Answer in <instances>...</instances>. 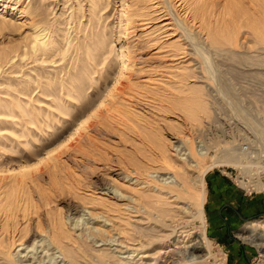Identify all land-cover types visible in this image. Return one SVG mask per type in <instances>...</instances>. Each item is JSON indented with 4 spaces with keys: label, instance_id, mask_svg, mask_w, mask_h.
I'll return each mask as SVG.
<instances>
[{
    "label": "rangeland",
    "instance_id": "rangeland-1",
    "mask_svg": "<svg viewBox=\"0 0 264 264\" xmlns=\"http://www.w3.org/2000/svg\"><path fill=\"white\" fill-rule=\"evenodd\" d=\"M35 28L50 32L46 63L33 61ZM263 47L264 0H0V264H59L36 224L64 220L70 244L104 251L111 264L146 249L144 233L160 247L145 259L177 264L183 229L204 249L191 259L208 249L198 264H264L250 238L261 230L249 229L264 224V190L241 183L264 167ZM122 52L132 70L114 89ZM228 139L255 157L212 166ZM202 144L206 157L195 151ZM180 173L178 187L160 180ZM210 177L233 194L218 198ZM225 202L242 218L218 227Z\"/></svg>",
    "mask_w": 264,
    "mask_h": 264
},
{
    "label": "bare ground",
    "instance_id": "bare-ground-1",
    "mask_svg": "<svg viewBox=\"0 0 264 264\" xmlns=\"http://www.w3.org/2000/svg\"><path fill=\"white\" fill-rule=\"evenodd\" d=\"M225 1H228V0H225ZM229 1L231 2V0H229ZM235 1H237V0H235ZM227 3H229V2H227ZM205 7H206V5H205ZM203 12H204V7H202V6L196 7L194 9V15L195 14L196 15L197 14L199 15V14H202ZM194 15H193V17H194ZM32 35H33V37H32V40H31V48L34 50V55H35V58L33 59V61H36L37 62V60H40L41 63H46L47 59H49L48 58L49 55H51L52 50H53L52 49V45H51L52 39H51V36H50V32L47 29L40 30L39 28H35V30L33 31V34ZM262 50L264 51V47L262 48ZM43 56H45V57H43ZM203 59H204V62L205 63H208V58L207 57L204 56ZM52 60L53 59H50L49 62H51ZM131 70H132V65H131L130 57L128 56V54L122 52L121 57H120L119 71H118L119 77H118V81L115 84L116 87L114 89L117 88V85H122V86L124 85L123 81L125 79H127V73L129 71H131ZM112 91H114V90H111V92ZM110 95L111 94L109 93L108 98H110L109 97ZM106 103H107V98L104 99L103 101H101L100 104L92 112H90L89 115L85 119L81 120V122L79 123L78 127H76L75 131H78L79 128L85 129L86 124H88L87 122L88 121L91 122V119L90 118L91 117H96V115H97V113L99 111L98 108L104 106ZM107 112H111V108L108 109ZM260 130H262V129H260ZM74 132H73V134H75ZM68 138L71 139L70 136ZM209 139H212V137H210ZM233 142H234V139H231V140L228 139L227 141L224 142L225 145H223L221 147L222 149L220 148L221 149L220 150V153L223 156H225V160L215 159L214 162H213V164H212V166L215 165V164H218V163H221V164H218V165H222L223 164V161H224V163L227 162V163H231L233 165H240L241 166L242 156L244 157V156L247 155L246 157L249 158V159L252 158V157H254V155L252 154L253 151L252 150L249 151V147L247 146L248 144L247 145L245 144L244 147H242L241 151H245L242 154L241 152L236 151V150H238L240 148H236V146H234L232 144ZM200 146L202 148L203 144L200 145ZM208 148H209L208 145L203 146V150L204 149L205 150L204 151H202V149L201 150L199 149L198 151L195 150L196 151V154L199 155L200 157H206L208 155L207 154ZM180 151H181V149L179 150V152ZM191 152H192V148H190V153ZM49 154H50V152H47V154H45V158H46V155H49ZM183 160L185 162H187L186 161V158H183ZM190 165L193 166V167H197L198 166V164L196 162L194 164L191 163ZM20 168L22 170H19ZM20 168L18 170L20 172H23V170H24L23 167H20ZM182 168H183V166H182ZM24 174H22V175H24ZM173 176H174L175 179H177V181L176 180L174 181V179H172L169 176L168 177H165V178L162 177L160 180L163 181V184L164 185L165 184H168V183H171V182L173 183V185H175V186H173V185L172 186H169L170 187L169 189H171V187H178V186H180V185H182L184 183V181H183L184 180L183 173H180V175H173ZM170 178H171V180L170 181H167ZM178 179L179 180H182L183 183L181 181H179ZM198 181L200 182L201 185L204 186V181L202 179V176L199 177V180ZM252 185L255 188L262 187V186H264V182H260L258 179H256V180H254V182H253ZM156 193H157V195H161V194H164L165 192L163 191V188L162 187H158ZM204 195H205V192H204V194L201 197L202 202L204 201ZM129 198L132 201L134 200L132 197H129ZM184 209H187V207H184ZM162 213H163V210L158 208L157 209V216L160 217V214H162ZM201 215H202V211H201ZM79 219H80V217H77L76 218V221L74 223V226H78V224H79L78 223V220ZM202 219H203V216H202ZM46 224L41 225L39 222H38V224H36L37 229L39 230L38 232L41 235V239L39 241H41V244H43L45 242V240H46V236H48L50 238L51 243L52 244H55V247L58 249L59 254L62 255V258L60 260H58V263L59 264H65L66 262H68L70 264H81L82 263V262L80 263L81 260H88L92 264H111L110 263L111 262V257L109 256L108 253H106L104 251H100L99 250V251H96L97 254H93V253H91V251H94L95 252V248H93V246L86 245L87 243L84 244L83 242H80V241L76 240L75 238H74L75 243L70 244L69 243L70 239H69V241H67L69 237H68V235H67V233H66V231L64 229L65 228V225H66L65 220L64 221H58V222L51 221L50 222V225H46ZM249 229L251 231H256L257 229L261 230V232L254 233L250 238H251V243L252 244H254L257 247H259V248H261V249L264 250V224L262 222H260L259 220L251 221L249 223ZM42 234H43V237H42ZM180 234L181 235L184 234L183 238L187 237V239H185V241H182L184 249L183 250H180V253H181V256L180 257L181 258L177 262V264H198V263H200L202 261H205L206 258H204V255H207L208 254V249H207V253L205 252V254L196 255V256H194V258L191 259L190 256L193 257V254L195 252H197L198 250H203L204 251V249L202 248L203 246L200 245V244L198 245V242H197V239L196 238H195L196 241H195L194 238L193 239L190 238V235L191 234L189 233L188 230H184V229L183 230H180ZM91 235H93V233ZM87 236L88 237H86V238H89L90 234L88 233ZM143 236L144 237H148L147 242H145L147 244L146 247L148 249L146 248L147 250L146 249L139 250L136 255L129 254L128 255V260L121 261V262H117V263H124V264H151V260L152 259L151 260L150 259H145V257H147L149 255V253H151L152 256H155L156 254H158V252L160 250V247H159V245L156 242H154L153 236H151L150 234L148 235V234H145L144 233ZM35 240H36V238H33L32 243L30 245L26 246V248L34 249V247H35V243H34ZM93 242L95 243L96 241L93 240ZM13 243H14V241H13ZM45 245H47V247H48L49 244H45ZM47 247L44 246V248H47ZM131 252H135V251L133 250ZM0 254H3V253L0 252ZM53 255H54V253H53ZM53 255H51V257H49V262L56 261L57 260V258H54L55 256H53ZM136 256H139V257H137V259L134 260V258ZM12 261H14V259ZM24 261H28V259H26ZM39 261H43V260L42 259H39ZM154 261H156V259H154ZM14 263H16V262H14Z\"/></svg>",
    "mask_w": 264,
    "mask_h": 264
},
{
    "label": "crops",
    "instance_id": "crops-1",
    "mask_svg": "<svg viewBox=\"0 0 264 264\" xmlns=\"http://www.w3.org/2000/svg\"><path fill=\"white\" fill-rule=\"evenodd\" d=\"M209 182H211V184L215 187V188H219L217 190V192H214L216 196L221 197V198H227L229 196H231L233 194V190L231 188V186H229L227 183H225V180L220 178L219 180L215 177H210L209 179ZM241 191V190H240ZM242 193V191H241ZM237 196V194H234V196ZM240 196V195H239ZM252 198H259L258 196H253ZM252 201H254V199H252ZM258 203V202H256ZM238 206L235 205L234 203H229V202H225L223 203L222 205H220L218 209V213H220V216H217V217H214L212 220H213V223H215L218 227L219 226H223L225 224V222L227 223H230L232 222V217L235 216V217H240L242 218V214H241V211L240 209L237 208ZM225 211H228V212H225L224 214L226 215V218L225 220L227 221H224L221 217V214L222 212ZM229 213H231L232 215H229ZM221 218V219H220Z\"/></svg>",
    "mask_w": 264,
    "mask_h": 264
},
{
    "label": "built area",
    "instance_id": "built-area-1",
    "mask_svg": "<svg viewBox=\"0 0 264 264\" xmlns=\"http://www.w3.org/2000/svg\"><path fill=\"white\" fill-rule=\"evenodd\" d=\"M250 150H251V146H250ZM253 155H254V157H255V154H254V152L252 153ZM258 154V158H257V161L259 162V163H264V154H262V153H256V155ZM254 157H252L251 159H253ZM256 175H258V180L260 181V182H262L261 181V178H263L264 179V167H258V169H257V174ZM256 180V179H255ZM264 182V181H263ZM242 184H246L247 186H243L244 187V189H248V188H251V189H249V190H253V191H256V190H264V189H257V188H255L252 184H253V180H252V182H249L248 180H246L245 182H241ZM241 184V185H242ZM247 187V188H246Z\"/></svg>",
    "mask_w": 264,
    "mask_h": 264
}]
</instances>
